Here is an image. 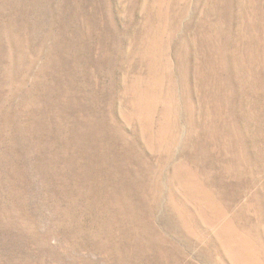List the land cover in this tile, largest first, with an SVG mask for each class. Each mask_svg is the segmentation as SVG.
Here are the masks:
<instances>
[{
	"label": "rangeland",
	"instance_id": "obj_1",
	"mask_svg": "<svg viewBox=\"0 0 264 264\" xmlns=\"http://www.w3.org/2000/svg\"><path fill=\"white\" fill-rule=\"evenodd\" d=\"M0 264H264V0H0Z\"/></svg>",
	"mask_w": 264,
	"mask_h": 264
}]
</instances>
